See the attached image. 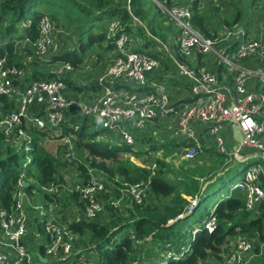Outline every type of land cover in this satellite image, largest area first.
Here are the masks:
<instances>
[{"label": "built area", "instance_id": "2783aa9c", "mask_svg": "<svg viewBox=\"0 0 264 264\" xmlns=\"http://www.w3.org/2000/svg\"><path fill=\"white\" fill-rule=\"evenodd\" d=\"M182 1L170 6L167 2H160L159 10L179 28L177 44L182 61L177 66L180 75L192 80L190 102L174 104L165 85H149V76L161 63L132 46L127 25L117 16L106 21L108 38L114 39L115 55L107 69L98 76L95 85L101 87L100 93L91 100L77 99L66 83V79L75 73V67L68 62H59L49 80L26 81L27 71L22 61L16 65L11 63L8 55L0 57V134L5 137V148L26 152L27 145H34L35 139L41 135L44 139L59 138L65 153L63 162L69 164L56 171L55 179L46 184L27 179L25 173L20 175L10 208L0 205V264H35V260L40 264H103L96 251L93 255L88 254L95 245L83 250L79 248L81 235L72 229V225L81 222L108 224L115 218V213L124 214L132 204H141L147 198L151 186L148 181L121 186L119 180L111 182L105 172L92 167L86 175L82 174L77 164L84 161L78 156L75 135L64 133L67 128L78 130L83 121L106 133L120 131L123 144L131 148L136 142L130 131L144 128L148 122L174 118L187 140L195 139V127L201 124L214 139L218 151L225 155L228 154L227 125H236L244 134V142L241 152L228 155L234 159L248 149L258 155L263 164L247 171L234 188L243 195L247 211L257 213L264 204V43L248 37L244 29L221 31L215 38L203 36L193 26L192 8ZM263 5L264 0L256 4L258 8ZM128 11V26H137L148 33L144 21L131 11L129 4ZM30 25L28 21L27 26ZM56 31L53 19L44 15L38 39L35 42L25 39L32 44L33 56L39 62L48 61L58 49ZM229 42L238 46L233 53L217 52L218 45ZM224 51H228V46ZM212 54L217 58V66L234 71L231 102L219 85L217 73H196L187 64L195 56ZM255 59H259V66L255 68L239 64L243 60ZM252 81H256L255 85ZM122 83L133 85L132 90L118 88L117 85ZM200 156L198 148L191 146L186 149L183 160L194 162ZM156 171L157 167L153 166L152 176ZM198 204L196 198L186 213L175 221L192 214ZM216 226L213 210L203 221L202 229L213 233ZM202 229L192 231L190 242ZM186 245L175 246L167 242L147 251L150 256L127 264L177 262L189 253L191 244ZM43 246L45 255L41 253ZM39 255L47 260L46 263L41 262ZM256 255L255 241L239 237L230 243L222 259L215 261L217 264H250Z\"/></svg>", "mask_w": 264, "mask_h": 264}, {"label": "trees", "instance_id": "16d2710c", "mask_svg": "<svg viewBox=\"0 0 264 264\" xmlns=\"http://www.w3.org/2000/svg\"><path fill=\"white\" fill-rule=\"evenodd\" d=\"M123 1L127 2L131 11L143 21L153 16L148 27L154 35L163 37L162 30L164 28L161 26V21H163L160 17L161 11L154 13L152 8H148L146 4L148 0H5L0 4V24H6L8 35L3 37L7 44L0 48V57L8 55L11 63L20 64V61L17 60L18 55L15 54L14 40L11 38L14 25L25 18L27 11L38 10L40 7L53 8L54 12L39 11L32 21L29 20L31 25L25 27L24 30L22 29V33L16 38L17 41L29 39L31 42H35L39 37V25L42 17L48 15L55 22L57 16L62 13L67 24V32L70 37L76 38L77 44L74 50L66 52L62 56L54 57V62H68L76 69L83 63L85 54L89 51L94 52L92 51L94 48H99L103 52H114V39L108 38L106 21L117 16L124 25H127V30H129L130 12L128 5L125 6L121 3ZM158 1L167 2L169 6L173 4V0ZM236 1L235 17L232 22L227 21L225 23L227 26L228 24L236 25L244 19V8L239 5L241 0ZM194 10L192 8L193 13ZM204 20L202 13L196 10L192 17L195 29L205 37L215 38L216 33L212 34L209 31ZM64 27H66L65 24ZM21 66L24 67L22 64ZM35 76L42 80H49L53 77V75L47 76L42 72ZM66 83L76 92H82L86 89L97 92L101 89L97 85L79 87L70 79H66ZM128 90H132V88ZM2 101L6 102L5 99ZM190 101L192 99L187 102ZM91 127L87 121H83L78 130L67 128L64 133L68 135L71 132L75 135L79 147L84 149L87 154L84 162L78 163L83 175H86L92 167L94 170L105 172L111 182L119 180L121 186L143 180L150 182L151 186L143 203L132 204L131 208L127 209L124 214L115 213V218L110 219L108 224L81 222L73 224L72 229L80 235L88 233L92 236L93 245H95L94 250L103 264H127L138 259L139 243L164 244L171 242V239L177 240L175 226L182 219L175 220L186 213L187 208L196 198L199 199V206L202 202L201 199L210 189L202 190L200 180H196L194 176L204 177L210 171L202 172L198 169L199 166L189 164L181 166L178 170L171 168L169 170L164 162L161 164V169H157L155 176H152L151 171L141 167L129 168L119 163L121 155L133 153V149L126 145L112 146L108 142L98 141L97 135L99 133H89ZM42 139H44L42 135L35 139L34 157L27 162L26 152L10 147L5 148V137L0 134V181L2 179L0 205L4 208H10L13 192L22 173H25L27 179L33 178L41 184H46L55 179L56 171H60L69 165L40 147L39 142ZM182 145L191 147L196 146V143L185 142ZM202 150L206 151L205 158L209 160L211 170H215L218 163H224L228 158L227 155L214 148L203 147L201 150L198 149L199 152ZM214 158H216L215 161H213ZM169 175H173V178H169ZM116 177L118 178L116 179ZM262 182L264 184L263 177ZM165 200L173 204L163 203ZM214 216L217 218L215 231L209 233L202 229L195 240L190 242L191 248L187 256L183 260L172 261L169 264H203L210 260L219 261L223 254L228 251L230 240L239 237H246L255 241L257 255L250 264H264V248L262 247L264 245V204L259 207L257 213L247 211L243 195L234 188L229 197L217 204L214 209ZM178 245L185 244L179 242ZM41 253L45 255L44 246L41 247Z\"/></svg>", "mask_w": 264, "mask_h": 264}, {"label": "rangeland", "instance_id": "374dc122", "mask_svg": "<svg viewBox=\"0 0 264 264\" xmlns=\"http://www.w3.org/2000/svg\"><path fill=\"white\" fill-rule=\"evenodd\" d=\"M121 3L125 6L128 5L127 2L125 1ZM243 3L240 2L239 5L242 7H247V10H249V14L253 16V13H254L253 9H255V7L252 9V6L250 5L249 2L245 3L246 6H244ZM146 4L148 8L153 9L154 13L160 12L159 10L160 2L158 0H148L146 1ZM236 5H237L236 0H220L219 3H215L214 0L213 2H211V0H206L205 8L201 10V12H202L203 17L205 18L204 21H206V23L204 24L207 26V28L212 34L213 33L219 34L221 31L236 32V29H245L243 25L241 27H237V24L236 25L228 24V26L225 25L227 21H230V22L233 21L235 17L234 9ZM41 10H44L45 12H54L53 8H48V7H40V9L38 10L27 11L25 13V18L22 21H20L18 24L16 23L14 25L15 28L12 32L11 38H13L14 40V48L16 49L15 54L18 55L17 60L22 61L25 64V66L27 64H31L30 65L31 69L40 67V68H46L45 69L46 71H50V70H54L53 67H49V65L55 63L54 57L62 56L66 52L74 50L76 48L77 41L75 37L69 36V33L67 32V24L64 21V14L61 13L57 16V20H55L56 25H57V30H58L56 31L58 49L55 51L54 55H52V57L48 59V61L39 62L36 59V57L32 56V51L30 49L26 47L23 49L22 47H20L21 40L17 41L16 38H18L19 35L22 33V29L24 30V28L27 27L28 21L29 20L32 21L34 17L38 14V12ZM257 11H260V8ZM0 12H1V9H0ZM255 15L257 14L255 13ZM257 16H260V15H257ZM160 17H161V20H163L161 21L162 22L161 26L164 28L162 30L163 37H161V35L160 36L156 35V37H158L159 40H161V42H164V43L166 42L170 43V41L177 42V39L171 40V37L172 38L174 37L173 35L174 32L170 30L171 27L173 28V26L170 24L171 19H169L165 14H162L161 12H160ZM144 21L146 23L145 19ZM64 24L66 25V27H64ZM132 28H135V31L133 32L134 37H137L139 35L142 37H146L148 40H152V38L148 36L147 30L139 29L137 26H134V25H132L129 28V30H127V33L131 35ZM6 35H8L7 26L5 23H2L0 24V48L5 47L7 44L6 43L7 41H5L3 38V37H6ZM152 35L154 34L152 33ZM168 35H171V37H169ZM21 49L22 51H20ZM84 57H85L84 58L85 66H83L81 70H79L80 72L76 74V76L80 84L87 87V86H92L96 84L98 76L102 74L107 69V67L110 65L109 63L110 59L104 58L103 60H101L102 62L101 63L100 61H98L97 56L93 55L90 51L86 53ZM241 62L242 61H240L239 63ZM37 65H39V67ZM88 66H91L90 70H88ZM72 78H74V76ZM99 93H100L99 91L94 93L92 89H86L84 91V94L82 93V95H77L75 97L77 99H84V97H88L91 100L94 97H96ZM125 128L127 129V127ZM96 129L97 130L91 127L89 129V133L98 132L99 133L97 135L98 141L101 140L104 142H108L112 146L125 145L123 144V139L120 136V131H117L111 134V133H106L104 131H101L100 128H96ZM130 133L132 134L135 142L138 144L137 150L139 153L133 152V153L122 154L121 161L119 164H123L129 168L141 167L143 169L151 171L153 166H156L157 169L160 170L162 167L161 164L164 162L167 165L169 170L171 169L178 170L181 168V166L189 164L193 166L194 165L199 166L198 169H200L202 172L210 171L204 177L200 175L194 176L196 180H200L202 190H206V189L208 190L209 188L210 189L206 192L203 199H201L202 202H200V205L197 207V209L192 214L185 216L181 221H179L176 224L175 235H176L177 240L175 239L170 240L175 246H177V243L179 242H181L182 244H187L186 246H188L190 244V240L192 239V236H191L192 231L196 228L198 229L203 228V221L206 220L209 213H211L215 209L217 204H219L221 201H223L224 199H226L227 197L231 195V193L234 191L235 185L238 184L242 180L243 175L247 171L256 167L257 164H263L261 162H256L257 160H255V162L252 164L251 163H236L234 161L229 163L228 162L229 157H228L226 158V161L224 163H221V164L218 163L217 166L215 167L216 168L215 170H211V166L208 163L209 160L205 158V153H206L205 150H202V152H199L201 156L194 162L184 161L183 156H185L186 149H188L189 147L186 145H182V143L179 142L180 140L179 138L174 139L172 133L170 132L166 133L165 130H163V128L161 129V132L158 135V138L156 136L151 137L152 134L149 135V125H147L144 129L137 128V130L130 131ZM142 136H145L146 138L142 139ZM61 141L62 139H59V138L48 137L47 139L40 140L39 143H41V146L40 144L39 146L44 148L49 154H51L52 156H54L55 158L63 162L62 158L64 157L65 153L63 151ZM206 141L212 142V145H216V143L214 142V139L210 137L209 135L208 137H206ZM231 144L230 146L232 147ZM75 145L77 147L78 156L80 157V159L84 160V158L87 157V154L84 151V149L79 147L77 139L75 141ZM172 146L174 148H172ZM230 146L228 148V154H229V150L231 149ZM149 147L153 148L154 150H158L157 154L153 155L152 153H150L151 151H149ZM214 149L218 151L217 147H214ZM33 151H34V145L33 144L27 145L26 156H28V160L33 159L34 157ZM228 154L227 156H229ZM243 155H246V153L244 154V151H243ZM257 158L259 157L257 156ZM215 160L216 158L213 159V161ZM202 166H204V168H202ZM118 167H120V165H118ZM164 169L166 170L167 168H164ZM169 176H170L169 178L171 179L173 178V175H169ZM117 178L118 177H116V179ZM188 180H191V179H188ZM1 184H2V179L0 181V187H1ZM167 201L168 200H165L163 201V203L173 204ZM237 239L238 238H234V239H231L230 241L234 242ZM39 242L40 240L38 239V243ZM139 244H140V248L138 249L139 251L138 254H140L139 259H142L146 256H150L146 254L147 251L151 252L156 246L162 245V244H156V243H150V242L142 243V244L139 243ZM92 245H93L92 236L90 234L87 233L85 235L80 236V239H79L80 247L79 248L81 250L87 249L91 247ZM94 252L95 250L92 249L88 252V254L93 255ZM34 263L40 264L36 260L34 261ZM203 264H217V263L215 260H210L209 262H206Z\"/></svg>", "mask_w": 264, "mask_h": 264}, {"label": "crops", "instance_id": "0c3cea01", "mask_svg": "<svg viewBox=\"0 0 264 264\" xmlns=\"http://www.w3.org/2000/svg\"><path fill=\"white\" fill-rule=\"evenodd\" d=\"M5 0H0V4L2 2H4ZM183 2L182 0H173L174 2ZM185 4L189 5L191 8H194V13L197 10L199 13H202L201 10H203L205 8V4H206V0H184ZM244 2V3H243ZM249 2L250 5L252 6V9L255 7V9H253L254 13L253 16L249 14V10H247V7H243L244 8V19L237 24V27H241L243 25L244 32H246L248 37H252L254 39H258V40H262V42L264 43V5L260 7V11H257L259 8V6H256V4L258 2H260V0H242L241 3L244 4V6H246L245 3ZM193 13V14H194ZM252 13V12H251ZM255 13L257 16L255 15ZM153 17V16H152ZM152 17L148 20H146L145 25L147 26L148 29V35L149 37L152 38V40H148L146 37H142V36H137L134 37L133 32L135 31V28H132V34L130 35V38L132 40V46L137 50H141L144 52L149 53L151 56L157 58L161 65L160 67L149 76L148 80H149V85L151 84H162L165 85L167 87V89L170 91V95H171V100L174 104H180V103H185L188 100L192 99V92H191V85H192V80L188 79L187 77H184L182 75H180V73L178 72V66L177 63L179 61H182V55L179 49V46L177 44V42H172L170 41V43H164L161 42V40H159L158 37H156V35H152V31H150L149 27H148V23L151 22ZM171 21V20H170ZM173 28L171 27L170 30L173 31V35L174 37L172 38L171 35H168L169 37H171V40H176L178 41L179 39V28L178 26L171 21L170 23ZM144 32V31H143ZM152 32V33H151ZM145 33V32H144ZM146 34V33H145ZM154 34V33H153ZM147 35V34H146ZM147 39V40H146ZM20 41V40H18ZM20 47H22L23 49L26 47L28 49H30L32 51V56H33V47L32 44L26 42L25 40H21L20 42ZM31 46V47H29ZM228 46V51L225 52L224 51V47ZM237 45L236 44H232V42L227 43V45L224 44H220L217 47V52L220 54H230L233 53L236 49H237ZM22 51V49L20 50ZM94 52H91L93 55H96L98 58V61L101 62V60H103L104 58H108L110 59V62H112L113 57H114V52L113 51H108V52H103L101 49L99 48H94V50H92ZM85 58V57H84ZM59 62H55L51 65H49V67H53L56 68L57 64ZM102 63V62H101ZM259 59H255L254 60H244L241 63H239L241 66L243 67H247V68H255L259 66ZM188 66L193 69L196 73H201V72H206V71H212L214 73H217L218 75V81H219V85L220 87L228 94L229 96V101L231 102L232 100V95H233V90H234V71L231 69H227L223 66H217V58L215 55H208V56H203V55H198L195 56L193 59H191L190 61L187 62ZM31 64H27L25 66L26 71H27V80H42V79H38L35 75L37 73H44L47 76L52 75L53 70L50 71H46V68H40L39 65H37L39 68H34L31 69L30 68ZM85 66V60L83 61V63L75 69V73L70 77V80L72 79L73 83L75 82V84L79 87H86L84 85H81L76 74H78L81 70V68ZM91 69V66H88V70ZM74 76V78H72ZM75 81H74V80ZM253 85H255L256 81H252L251 82ZM95 85V84H94ZM93 86V85H92ZM87 87H91V86H87ZM118 88L121 87H125L126 89H131L133 88V85L131 84H118L117 85ZM73 94L75 95H82V93L84 94V91L82 92H76L74 90ZM88 98V97H84ZM72 118V117H71ZM75 116H73L72 119H74ZM149 125V135L152 134L151 137H157L161 132V129L163 128V130H165V132H170L172 133L174 139L179 138V142L180 143H185V142H190V143H196V147L198 149H202L203 147L205 148H214L215 145H212V142H207L206 141V137H208V134L206 132V127L201 125V124H197L195 129H196V135H195V139L194 140H187L185 134L181 131V129L178 128V125L176 123V120L174 118H164V119H159L156 121H152V122H148L145 127ZM144 127V128H145ZM144 128H140V129H144ZM113 134V133H111ZM145 136H142V139H145ZM233 140V125H227V130H226V141L228 143V148L231 144ZM164 143V142H162ZM137 143L135 144V146L132 148L133 152H138L137 150ZM157 145V144H155ZM181 145V144H180ZM174 146V145H173ZM172 146V148H174ZM176 149V148H175ZM148 150V149H147ZM149 151H151L150 153H152L153 155H156L158 150H154L153 148L149 147ZM148 152V151H147ZM139 153V152H138ZM246 153V155H242L239 156L237 158H232L231 156H228V162H236V163H254L255 160H257L256 162H261L260 158H257L258 155H256L253 151L245 149L244 150V154ZM239 158H243L244 160H239ZM236 160V161H235ZM245 161V162H244Z\"/></svg>", "mask_w": 264, "mask_h": 264}, {"label": "water", "instance_id": "95a60500", "mask_svg": "<svg viewBox=\"0 0 264 264\" xmlns=\"http://www.w3.org/2000/svg\"><path fill=\"white\" fill-rule=\"evenodd\" d=\"M244 142V134L242 131L239 129L238 126L234 125L233 126V140H232V147L229 150V154L231 156L236 155L238 152H241V145ZM27 187L29 186L28 183L25 184ZM185 216H183L181 219H183ZM39 258L41 262L46 263V259H44L42 256L39 255Z\"/></svg>", "mask_w": 264, "mask_h": 264}]
</instances>
